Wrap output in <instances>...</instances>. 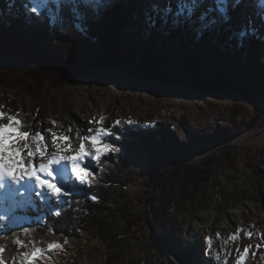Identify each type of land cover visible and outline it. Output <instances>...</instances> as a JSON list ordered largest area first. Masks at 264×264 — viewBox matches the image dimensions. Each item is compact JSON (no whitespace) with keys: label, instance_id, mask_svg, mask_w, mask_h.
I'll list each match as a JSON object with an SVG mask.
<instances>
[{"label":"rangeland","instance_id":"rangeland-1","mask_svg":"<svg viewBox=\"0 0 264 264\" xmlns=\"http://www.w3.org/2000/svg\"><path fill=\"white\" fill-rule=\"evenodd\" d=\"M150 2L158 1L108 0L105 10L97 13L95 20L78 18L68 30L59 26L62 20L54 23L55 29L65 35L58 36L54 30L40 39L32 37L35 53L47 62L44 67L36 61H15L0 53V105L5 106V111L11 109L13 114L18 110L23 123L33 130L53 127L48 121L55 120L57 128L63 125L67 129L71 125L75 135L76 129L94 127L86 123L84 116L90 112L97 119L100 115L107 117L106 127L115 119L131 118L137 123L129 126L141 132L171 128L172 135L178 137L175 145L187 155L178 160L181 162L178 168L164 175L176 179L171 191L172 206L163 216L171 229L173 243L170 249L157 251L149 240L154 227L148 204L152 201L153 207L156 206L159 202L153 199H161L162 194L150 187V154L145 148L135 153L127 151L111 137L105 138L104 142L119 151L103 157L99 166L86 159L94 175L86 185L74 179L70 181L75 184L73 193L92 196L102 183L101 178L111 177L116 181L112 188L114 195L133 199L131 210L146 215L148 220L138 217L129 231L127 221L121 216H106L107 232L86 227L76 230L51 264H217L205 254L208 238H211L212 256L218 254L226 264H237L238 260L240 264H264V94L224 87L216 83L215 74L217 68L225 70L230 66L232 70H226L230 84L261 82L264 46L252 44L250 39L239 42L236 33L248 24L237 23L239 15L234 11L229 23L219 27L221 39L214 40L207 48V58H201L192 51L189 42L186 48L181 43L173 45L164 31L166 26L164 30L155 29L156 24L148 15ZM159 3L163 6L166 2ZM172 6L175 9V3ZM108 9L115 11V17L106 14ZM0 12L30 15L13 0H0ZM0 24L4 29L2 35H11L0 40V45L8 44L13 49L10 38L14 33L9 23ZM263 26L255 25L254 35L262 40ZM188 30L194 32L193 28ZM66 33L92 42L94 48L84 46L83 54L97 62L88 63L81 70L76 64L58 68L56 61L60 56L64 58L73 46ZM114 35H120L116 44L122 38L119 52L113 45ZM22 37L26 38L24 34ZM151 37L155 46L144 43ZM7 40L10 44L5 43ZM229 45L233 48L231 52ZM118 57L128 66L115 63L114 58ZM153 67L154 75H147L145 71ZM249 68L253 69L252 73L247 72ZM232 120L242 129H236ZM220 129L234 134L217 140ZM255 129H262L256 141L229 144ZM168 150L164 149L163 153H170ZM46 197L41 198V204L30 207L34 211L27 216L28 220L17 222L12 220V202L6 204L8 211L0 219V232L43 222L47 209L55 213L67 199L49 194ZM245 247H249L247 255L243 251Z\"/></svg>","mask_w":264,"mask_h":264},{"label":"snow or ice","instance_id":"snow-or-ice-1","mask_svg":"<svg viewBox=\"0 0 264 264\" xmlns=\"http://www.w3.org/2000/svg\"><path fill=\"white\" fill-rule=\"evenodd\" d=\"M107 5L108 0H27L25 8L31 14L30 19H50L56 23L70 17H95ZM241 6L251 10L245 15L248 25L236 33L239 42L243 43L255 35L256 20L264 25V0H166L163 6L159 2H150L148 15L153 24L164 20L173 28L190 27L196 35H203L227 25L232 18L231 13ZM4 107L0 105V190L20 197L30 194L34 187L46 189L57 198L72 196L75 184L70 181L74 179L80 185H86L94 175L86 159L101 165L103 157L119 151L104 139L115 135L114 129L122 124L137 123L131 118L115 119L111 126L106 127L107 117L100 115L98 119L92 117L86 121L94 127L76 129L72 135L74 129L71 125L67 129L63 125L57 128L55 120L48 121L53 127L33 130L23 123L18 110L13 114L11 109L5 111ZM35 195L47 198L44 191ZM88 199L98 201L94 194ZM59 204L57 199L56 206ZM54 215L60 217L62 211L58 210ZM36 232L34 228L25 227L8 238V242L0 239V264H51L53 257L63 252L68 244L66 238L60 241L54 233L51 238L38 239ZM208 240L205 254L217 264H226L218 254L212 256L211 238ZM249 247L244 248L245 255ZM237 264H240L239 260Z\"/></svg>","mask_w":264,"mask_h":264},{"label":"trees","instance_id":"trees-1","mask_svg":"<svg viewBox=\"0 0 264 264\" xmlns=\"http://www.w3.org/2000/svg\"><path fill=\"white\" fill-rule=\"evenodd\" d=\"M106 14H111V16L114 14L115 17V11H113L112 13L110 9L106 11ZM30 16L31 14L27 17H21L11 14L9 12H6L5 14H2L0 12V23H9L11 30L14 33V36L10 38L12 39V41L10 42H13L12 47L14 50L10 48L8 44L0 45V53H2L4 56L14 58L15 61H36L44 67L47 62L44 61V59H41L43 57L35 53L36 46L35 42L32 41V37L40 39V36L45 35L46 32L49 33L54 30L57 32L58 36H63L65 34L59 33L58 30L55 29L56 27L54 23L52 24L50 19L47 21H45L44 19L33 20L30 19ZM89 18L92 20L96 19V17ZM77 22V17L65 18L62 19V23L60 22L59 26L64 27L68 30ZM94 24H96L95 21ZM2 26L3 25L0 24V40L4 41L7 39L6 36L9 38L11 35L6 34V36L4 37V35H2V33L4 32ZM155 26V29L158 27L162 28L163 30L165 26L167 27L164 31L168 33L167 37L171 38V43L173 45H178L179 43H181L179 45H181L183 48H186L187 42H189L192 45V51L197 53L201 58H207L209 56L206 53L207 48L212 45L214 40L221 39V31L219 28L217 30L206 32L203 35H196L195 32L189 31L188 27L173 28L167 23H165L164 20H160L158 23H156ZM23 34L24 36H26L25 39H23L22 37ZM66 34V36H70V38L73 40V46L71 51L69 50V53L66 52L64 54V58L60 56V59L56 61V63L60 65H57L58 68L63 69L67 66L69 67L70 64H76L78 67H80L79 70H81V67L84 68V65H88V63L92 64L97 62L94 59H89L83 54L84 46L86 47V45H88L89 47L94 48V44L92 42L85 41L83 38L76 37L74 34L71 33ZM153 34L156 35V33H151V35ZM119 36L120 35H114L113 37V45L116 46L117 52H119L118 47L122 41V38H120V41L118 42V44H116L119 40ZM249 39L251 40L252 44H255L260 47L264 46V40L256 36L250 37ZM5 43H9V41L7 40ZM144 43L147 46H149V43H152L151 46H155L153 37H151V39L148 38L146 41H144ZM229 46L231 47V52L233 48L231 45ZM188 57H190V59L192 58V56ZM190 59L189 62H191ZM114 61L119 66H128V64L122 63L123 59L119 60V57L117 59L114 58ZM227 68L228 69L225 70H219L217 68L218 73L215 74H217L218 82L216 83H219L220 85L227 88L236 89L240 92L250 91L255 92L257 94H264V77H259L261 80V82L259 83L252 82L250 80V82H247L243 85L230 84L227 78V73L230 72L232 69L230 66H228ZM198 71H200V69H198ZM198 71L195 72V74L196 77H198L197 79L200 80ZM145 72L147 75H154L155 69L153 67L152 69L146 70ZM247 72L252 73L253 69L249 68ZM257 74L261 75L260 73ZM250 98L253 99V94L250 95ZM232 124H234L236 129H242L240 124L236 120H232ZM114 132L115 135L110 137L112 138V141H114L116 144L120 143V147H123L127 151L133 153L145 148L150 154V187H155V190L160 191L159 193L162 195L161 199H153L156 200V202H159L156 203V206L153 207V205L155 204L152 201L148 204V207H151L150 222L154 227L149 240L154 244L153 250L164 251L166 249H170L173 243L171 238V229L167 224H165L164 217H166L172 206L173 193L171 191L175 185L176 179H172L169 178V176L164 175L169 170H175L176 168H178L179 164L181 163H178V160L181 157H187V155L184 154L181 147L175 145L178 141V137L172 135L171 128H165L160 132H151L145 130L141 132L138 130V128L136 129L133 126L121 125L115 128ZM233 134L234 132L228 133L220 129L218 137H216V139L222 141ZM204 138L207 139V137ZM214 138L215 137L211 136V139ZM164 149H169L168 151H170V153H163ZM175 151H178V153L174 154ZM105 175L107 176V173H105ZM109 179L102 177V183H99L97 186V190L93 192V194L98 197L97 202H93L91 199H88L90 195L75 192L72 196H68L67 199H65V203L60 208V211H62V215L60 217H56L53 211L47 209L45 212L47 214V217L43 222L37 221L36 223H34V225H25L24 227L20 228H8L6 231L0 232V239H4L5 242H8V238H10L13 234L20 233L21 230L25 227L36 229V236L38 239L51 238V235L54 233L55 238L60 241H62L64 238L68 239L72 237L75 234L76 230L83 229L84 227L88 229H96L101 232H107L108 219L105 217L109 215H119L123 219H125L128 223L127 227L129 231L132 226L138 221V217L140 219L145 218V220H148V217L146 218V215H139L131 210L130 204L133 202V199H119V197L114 195L112 188L115 187L116 181L114 179L112 180L111 177H109ZM121 196H123V194H121ZM111 204H116V206L113 207ZM187 260H189V263H192L190 259Z\"/></svg>","mask_w":264,"mask_h":264},{"label":"bare ground","instance_id":"bare-ground-1","mask_svg":"<svg viewBox=\"0 0 264 264\" xmlns=\"http://www.w3.org/2000/svg\"><path fill=\"white\" fill-rule=\"evenodd\" d=\"M13 1L15 5L19 7L20 9H23V8L26 9L25 4L27 3V0H13ZM143 1H146V0H143ZM156 1L166 2V0H156ZM236 11H237V14L239 15V17H237V20H236L237 23L239 24L247 23L248 24V20L245 19V15L247 12L251 10H246L243 6H241L240 8L236 9ZM255 25L257 27L260 26L261 25L260 21L256 20ZM263 29H264V26H263ZM92 115H94V113L90 112V113H86L84 116L86 117L87 120H89L90 118H92ZM261 132H262V129H255V130L249 131L243 136L238 137L237 139L233 141H230L229 144L240 145V144L246 143L247 141L252 142L253 140L258 139ZM210 150L211 149H207V152L208 151L210 152ZM38 191H44L46 195L48 194L52 195L51 193H48L46 189H40L38 187H34L30 194L25 193L23 197L10 195L5 190H0V217H4V215L8 211L7 209L8 207H5L6 204L12 202V206H10V208H12L13 210L12 220L14 222H17L20 219L28 220L27 216L32 214V212L34 211V210L30 211V207L31 209H33L34 207L42 203L41 197L35 195V193ZM28 204H30V206L29 208H26Z\"/></svg>","mask_w":264,"mask_h":264}]
</instances>
